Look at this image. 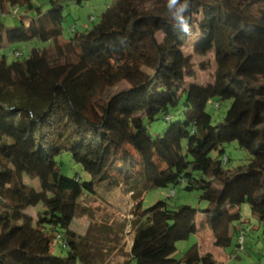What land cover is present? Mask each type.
<instances>
[{"label":"trees","instance_id":"1","mask_svg":"<svg viewBox=\"0 0 264 264\" xmlns=\"http://www.w3.org/2000/svg\"><path fill=\"white\" fill-rule=\"evenodd\" d=\"M65 1L0 0V90L22 99L8 104L0 91V264H93L76 226L91 186L63 174V151L96 185L121 183L132 194L135 264H215L197 245L174 258L197 220L189 205L143 208L150 188L197 191L213 220L233 210L238 238L240 206L249 201L264 239V0H189L187 33L167 0H113L91 28L62 39ZM8 14L14 24L4 23ZM31 40L49 44L12 61L3 53ZM214 99L231 101L217 124L206 110ZM159 117L168 124L153 137L147 124ZM232 142L249 157L230 167ZM231 238L225 229L215 243ZM56 239L65 255L52 251Z\"/></svg>","mask_w":264,"mask_h":264},{"label":"rangeland","instance_id":"2","mask_svg":"<svg viewBox=\"0 0 264 264\" xmlns=\"http://www.w3.org/2000/svg\"><path fill=\"white\" fill-rule=\"evenodd\" d=\"M113 0H86L82 4L74 1H65L62 22V39L73 36L74 32H82L91 28L99 20L101 13ZM5 24H14L16 16L12 14L3 15ZM49 44L38 40L15 43L5 49L9 61L27 57L29 51L34 47H43ZM16 50L21 56H16ZM260 79H264V69L260 73ZM5 96L6 103L17 104L21 95L8 87L0 90ZM22 100V99H21ZM216 103L218 106H216ZM231 104L230 100H211L207 103L206 110L210 113L212 124H217L223 119ZM183 106L170 111L174 120L182 118ZM147 124V123H146ZM167 122L159 117L154 122L147 124L153 137L161 135L167 126ZM224 157L228 158V166H236L248 160V154L239 148L235 142L225 147ZM63 174L74 176L77 174L86 184L91 187L89 195L85 196L78 205L77 229L81 230L88 238L91 247L94 249L93 264H135L129 254V242L131 227L127 216L131 204L132 194L125 190L124 184H95L91 177L81 169V166L74 163L68 152L63 151L57 158ZM158 201H165L167 206L173 208L178 205H189L191 212L197 220L198 232L191 234L187 239L176 243L174 258L180 259L183 253L193 245H197L200 253H209L215 264H264V239L262 227L255 218L250 215V202L246 201L240 206L241 219L245 220L243 240L240 244L238 235L240 232H232L231 224L238 220L230 221L228 210L220 218L213 220L206 213L207 203L199 201L197 191H187L181 184L170 185L166 188H150L143 192L142 207L147 208ZM227 229L231 234L229 245L220 246L215 243L218 234ZM21 233L5 239L7 246L13 244ZM238 241V245H237ZM240 245V246H239ZM52 251L55 254L65 255L66 249L62 247L61 241H54ZM180 264H187L181 261ZM198 264H203L199 262Z\"/></svg>","mask_w":264,"mask_h":264},{"label":"clouds","instance_id":"3","mask_svg":"<svg viewBox=\"0 0 264 264\" xmlns=\"http://www.w3.org/2000/svg\"><path fill=\"white\" fill-rule=\"evenodd\" d=\"M166 7L171 10L176 8L175 13H173V19L176 24H178L183 32L187 33L189 31V17L186 15L190 11L189 0H184V3L177 6V0H167Z\"/></svg>","mask_w":264,"mask_h":264},{"label":"built area","instance_id":"4","mask_svg":"<svg viewBox=\"0 0 264 264\" xmlns=\"http://www.w3.org/2000/svg\"><path fill=\"white\" fill-rule=\"evenodd\" d=\"M238 239H239L240 242H241L240 244H242V240H243L242 236H240Z\"/></svg>","mask_w":264,"mask_h":264}]
</instances>
